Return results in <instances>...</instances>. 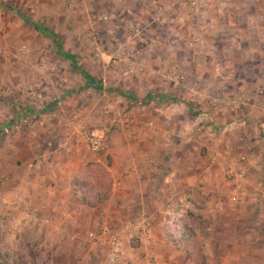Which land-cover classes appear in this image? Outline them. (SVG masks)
I'll list each match as a JSON object with an SVG mask.
<instances>
[{
	"label": "rangeland",
	"instance_id": "rangeland-1",
	"mask_svg": "<svg viewBox=\"0 0 264 264\" xmlns=\"http://www.w3.org/2000/svg\"><path fill=\"white\" fill-rule=\"evenodd\" d=\"M221 29L228 34L220 36ZM236 31L246 38H236ZM254 48H264V0H203L194 7L187 0H0V112L19 115L6 126L7 132H0V142L6 135L19 134L41 114L53 130L49 136L54 149L60 150L58 144L69 136L82 157L89 159L85 165H99L108 174L109 143L124 141L122 134L129 120L126 113L150 95L155 103L178 108L184 115L182 131L213 133L218 139L227 136L232 143L228 135L236 130L234 126L230 129L229 123L238 125L247 120L248 134L240 135L237 144L245 149L258 145L264 150V55ZM56 49L72 55L76 66L97 80L101 88L85 85L80 73L57 55ZM237 51H247L249 62L242 63L247 70L231 68V61L243 60ZM259 88L261 95L256 94ZM236 91L252 102L222 111L211 107L214 95ZM81 132L101 135L98 153L91 155L83 148ZM203 136L193 142L202 145ZM39 138L44 140V135ZM246 160L240 156L237 163L232 160L236 167L229 166L244 169L245 183L226 180L229 184L236 183L233 185L238 188L249 183ZM83 175L84 187L93 200L96 174ZM12 218L8 216L10 224ZM108 221L98 219L93 229L83 227L76 232L83 238L99 223ZM194 222L201 227L208 224L198 218ZM22 228L21 233H9L20 234L19 245L13 247L11 243L4 248L0 244V258H16L15 264H51L46 263L47 258H54L52 264H61V255H49L44 247L33 246L38 244L39 234ZM197 235L202 237L206 232L199 228ZM171 242L167 237V243ZM138 243V237L132 236L128 247ZM81 246L88 250L83 243ZM206 249L209 253L213 250ZM241 261L234 259L235 264ZM203 264H216L215 258H204Z\"/></svg>",
	"mask_w": 264,
	"mask_h": 264
},
{
	"label": "crops",
	"instance_id": "crops-1",
	"mask_svg": "<svg viewBox=\"0 0 264 264\" xmlns=\"http://www.w3.org/2000/svg\"><path fill=\"white\" fill-rule=\"evenodd\" d=\"M220 33L224 36L228 31L221 29ZM242 37L246 38L245 34L236 36L239 40ZM253 50L264 55V48ZM235 53L243 60H230L231 68L247 70L242 64L249 62L247 51ZM142 103L126 113L129 120L122 134L124 141L109 143L111 160L104 165L110 180L109 194L91 207L78 202L81 193L90 203L94 201L84 187L83 173H78L89 159L72 145L71 137L58 144L60 150L54 149L49 136L53 130L41 114L19 134L4 136L0 142V244L16 247L20 234L16 237L9 233H21L22 227H27L32 235L39 234L38 244L33 246L44 247L49 255H61V264H106L82 248V235L76 231L93 229L98 219L107 218L109 224L123 226L122 247L129 260L148 253L160 264H192L182 246L187 227L206 232L200 242L213 250H204L203 258H215L216 264H235V258H242L238 264H264V204L257 205L264 202V150L258 145L245 149L237 144L240 135L248 134V121L229 123L230 129L234 126L236 130L228 135L231 143L227 136L218 139L213 133L182 131L184 115L171 104L155 103L150 95H145ZM18 116L0 112V132H7L6 126ZM198 134L204 135L202 145L193 142ZM240 156L247 159L250 179L246 185L237 184V188L233 185L236 183L226 181L223 170L236 167ZM186 211L209 224L201 227L190 222L184 215ZM137 215L139 218L134 219ZM8 216H13V224ZM140 218L148 225L145 236L138 234L133 224ZM211 230L212 237L207 234ZM132 236L138 237L139 243L130 248L128 240ZM167 237L172 238L171 244ZM16 260L0 258V264H15ZM53 261L47 258L46 263Z\"/></svg>",
	"mask_w": 264,
	"mask_h": 264
},
{
	"label": "built area",
	"instance_id": "built-area-1",
	"mask_svg": "<svg viewBox=\"0 0 264 264\" xmlns=\"http://www.w3.org/2000/svg\"><path fill=\"white\" fill-rule=\"evenodd\" d=\"M191 7L203 2V0H187ZM104 19V18H103ZM262 89L256 91L261 95ZM252 102L244 93L236 91L231 95L218 93L210 99L211 107L216 111H222L227 108L237 109L241 105ZM83 148L91 155L98 153L102 147V137L96 132H81L79 134ZM224 177L228 181L245 183L246 174L243 168L234 170L227 167L224 170ZM138 228V234L147 235L148 225L143 219H137L133 223ZM124 229L123 226L111 225L101 222L91 231L84 234L83 244L88 251H91L97 257L105 260L106 264H160L148 253H142L137 260H129L125 256L122 247ZM137 234V235H138Z\"/></svg>",
	"mask_w": 264,
	"mask_h": 264
},
{
	"label": "trees",
	"instance_id": "trees-1",
	"mask_svg": "<svg viewBox=\"0 0 264 264\" xmlns=\"http://www.w3.org/2000/svg\"><path fill=\"white\" fill-rule=\"evenodd\" d=\"M33 28L41 33L44 32L41 29H39V27L36 25H33ZM50 38L53 43H56V40L53 37H50ZM56 54L70 62L71 66L80 73L85 85H87L90 88H94V89L101 88L100 83L97 80H95L93 77L88 75L83 69H80L79 67L76 66L72 55L65 54L58 49H56ZM87 172H93L96 174V182H95L96 190H95V195H94V201L93 203H90L86 199V194L81 193L80 197L78 198V202L80 204L85 205L86 207H91L92 205L101 203L107 199L108 194H109L110 180L107 174L105 173V171L103 170V168L99 165H94V166L85 165L78 170V173H87ZM187 216L189 217V221L192 223H195L194 221L197 218L201 219L200 217L194 216L193 214H190V213L187 214ZM184 231H185L184 233H185L186 239L184 240V243L182 246L184 248H189L188 252H189L190 260L192 261V264H203L204 258L202 254L204 253V247H203L204 245H202L200 241L195 240L197 239L196 237L200 239V237L197 235V232H199V229H195V231H193L191 228H186ZM207 234L208 235L210 234L212 237L213 230H211ZM210 240L207 241L208 244L210 243Z\"/></svg>",
	"mask_w": 264,
	"mask_h": 264
}]
</instances>
